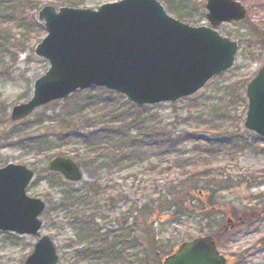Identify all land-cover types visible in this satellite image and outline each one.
Masks as SVG:
<instances>
[{"label": "rangeland", "instance_id": "rangeland-1", "mask_svg": "<svg viewBox=\"0 0 264 264\" xmlns=\"http://www.w3.org/2000/svg\"><path fill=\"white\" fill-rule=\"evenodd\" d=\"M112 1L116 0H0V168L15 163L32 169L35 176L27 193L47 204L42 214L43 227L37 235L0 231V264H22L42 235L55 242L60 256L57 264H107L103 258L74 256L76 248H87L97 242L91 235L83 236L82 223L61 208L68 203L65 192L84 189L87 200L98 205L90 216L95 217L97 228L103 233L119 228L128 208L135 203L157 202L168 188L186 184L184 178L177 177V170L167 173L171 156L163 158L158 152L151 159L148 154L137 156L128 166L100 160L98 164L108 167L93 175L77 157L82 152L81 146L73 136H68L81 126L64 119L66 112L84 102V94L79 92L41 107L22 120L11 119L12 107L30 99L34 81L49 68V62L35 53L36 45L47 34L38 17L39 10L47 4L56 8L66 4L97 9ZM160 1L179 19L169 10V3L175 10L187 8L199 18L198 23H189L210 25L207 0ZM238 1L247 9L246 19L219 26L223 35L240 45L234 66L211 79L196 94L175 103L153 105L151 110L159 124L166 125V131L196 134L194 141L179 142L177 149L186 152L185 156L197 157L196 148L200 156L209 154L208 174L196 177L193 183L201 193L193 194L195 200L190 199L189 204L199 207L200 199L205 212L211 210V216L203 219L196 214L185 216L179 222H167L157 233L161 240L174 246L210 234L228 257V264H264V137L244 125L249 103L246 88L264 62V0ZM92 94L97 99L106 96L99 90H93ZM87 111L91 112L92 107L85 108L84 112ZM95 116L90 114L89 119ZM223 116L225 119L220 120ZM84 130L85 127L80 132ZM41 138L45 141L39 145ZM55 156L77 161L84 170V178L69 184L61 174L49 171V161ZM151 164L162 166L163 175L153 177L152 171L147 170ZM211 195L214 207L205 204ZM194 212L200 214L204 210ZM132 221L130 216L127 225ZM138 251L137 256V251L131 248L125 255L130 256V264H145L142 250Z\"/></svg>", "mask_w": 264, "mask_h": 264}, {"label": "water", "instance_id": "water-1", "mask_svg": "<svg viewBox=\"0 0 264 264\" xmlns=\"http://www.w3.org/2000/svg\"><path fill=\"white\" fill-rule=\"evenodd\" d=\"M206 9L210 25L183 22L160 0H117L98 9L43 6L38 17L47 35L35 53L50 65L35 80L30 99L13 106L12 120H21L89 86L126 94L137 105L175 102L194 95L235 64L239 43L217 27L247 16L238 0H208ZM246 93L245 126L264 136V63ZM48 167L69 181L84 176L81 166L68 157L56 156ZM34 175L24 164L8 163L0 168L1 231L36 235L41 230L46 202L27 193ZM58 261L55 242L43 235L23 264ZM162 264H228V257L212 235H204L179 243Z\"/></svg>", "mask_w": 264, "mask_h": 264}, {"label": "trees", "instance_id": "trees-1", "mask_svg": "<svg viewBox=\"0 0 264 264\" xmlns=\"http://www.w3.org/2000/svg\"><path fill=\"white\" fill-rule=\"evenodd\" d=\"M165 1L169 3L170 0ZM168 8L187 22H199V18L187 8L178 11L170 3ZM93 90L105 93V98L97 99L92 94ZM78 92L84 94V102L75 107L72 112H66L64 119L75 121L81 126L75 134L68 136H73L75 143L81 146L82 152L77 157L92 171L93 175L108 167L98 164L97 162L100 160L111 161L114 164L121 162L119 164L128 166L127 163L137 156L148 154V159H151L158 152L162 154L163 158L171 156L169 166L166 168L167 173L172 172L173 169L177 170V177L184 178L186 184L168 188L157 202L152 200L143 205L135 203L133 208H128L127 216L119 228H113L103 233L97 228L95 217L90 216V212L96 208L97 204L87 200V195L82 188L68 190L64 194L68 203L62 204L61 208L66 209L69 214L77 217L78 221L82 223L80 231L83 236L91 235L94 242H97L87 248H76L74 256L78 258L83 255L97 260L103 258L107 264H130L128 261L130 256L126 257L125 255L131 248H134L137 251V256L139 255L138 250H142L145 264H162V258L172 251L174 244H168L161 240L157 233L158 228L164 227L167 222H179L185 216L193 214L201 215L202 219L211 216V210L205 212V205L200 199H198L199 207L189 204V200L194 199L193 194L201 193V190L196 188L193 183L196 177L208 174L209 154L205 153L204 156H200L202 154L196 148L194 153L198 154L197 157L185 156L186 152L177 149V146L181 140L194 141L196 134H190L187 131H166V125L161 126L156 116L151 112L154 106H136L124 95L115 94L104 88L90 87ZM91 107V112H84L85 108ZM90 114L96 116L89 119ZM224 119V116L220 118V120ZM84 127L85 130L81 133L80 129L83 130ZM31 139L32 141L36 140V138ZM44 141V138H41L38 140V144L41 145ZM147 170L152 171L153 177L161 176L164 173V169L160 165L151 164ZM187 184H191V186H187ZM91 189L96 191L93 186ZM205 204L214 207V196L211 195ZM114 205L115 203H113V207ZM198 209L204 210V212L200 214L194 212ZM130 216L133 221L127 225Z\"/></svg>", "mask_w": 264, "mask_h": 264}]
</instances>
